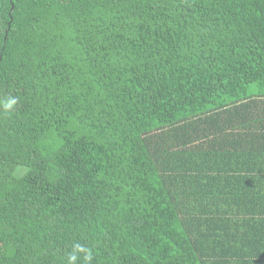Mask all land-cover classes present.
<instances>
[{"label":"trees","instance_id":"obj_1","mask_svg":"<svg viewBox=\"0 0 264 264\" xmlns=\"http://www.w3.org/2000/svg\"><path fill=\"white\" fill-rule=\"evenodd\" d=\"M10 97L0 264H264V0H0Z\"/></svg>","mask_w":264,"mask_h":264},{"label":"clouds","instance_id":"obj_2","mask_svg":"<svg viewBox=\"0 0 264 264\" xmlns=\"http://www.w3.org/2000/svg\"><path fill=\"white\" fill-rule=\"evenodd\" d=\"M16 103V99L14 97H10L6 101L0 102V108H2L5 112H9L11 109H13ZM80 254H83V261L85 264H91V252L79 243L73 245V249L68 255V264H76Z\"/></svg>","mask_w":264,"mask_h":264},{"label":"crops","instance_id":"obj_3","mask_svg":"<svg viewBox=\"0 0 264 264\" xmlns=\"http://www.w3.org/2000/svg\"><path fill=\"white\" fill-rule=\"evenodd\" d=\"M264 97H261V100L263 99ZM259 115H260V117H264V111L263 112H260V113H258ZM257 114V115H258Z\"/></svg>","mask_w":264,"mask_h":264}]
</instances>
